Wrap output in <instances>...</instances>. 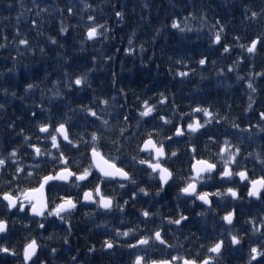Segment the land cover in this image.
<instances>
[{
	"label": "trees",
	"instance_id": "1",
	"mask_svg": "<svg viewBox=\"0 0 264 264\" xmlns=\"http://www.w3.org/2000/svg\"><path fill=\"white\" fill-rule=\"evenodd\" d=\"M84 3L92 7L85 9ZM69 7L73 8L72 14L67 11ZM116 11L123 13L122 19L115 16ZM252 11L258 13L254 19L250 18ZM88 15H93L97 24H104L109 29L92 42L86 38V28L92 25ZM185 17L189 18L191 31L181 32L171 27L173 20H179L183 26ZM62 26L67 28L66 33H61ZM221 26L224 27L221 43L230 47L228 53L212 43L214 32ZM257 36H264V0H0V44L4 45L0 51L5 56L0 58V103L4 104L0 109V154L7 155L14 147L23 145L21 166L33 163V149L27 147L24 136H30L31 143L42 148L45 144L50 146V140H45L46 134L38 132V123L51 119L55 124L69 119L74 140L81 134L89 140V133L98 131L102 135L101 151L119 157L138 182L121 189L114 181L103 188L105 194L116 197L120 205L125 200L129 203L123 211L114 203L113 209L106 214L107 220L101 224L97 223L99 214L93 206L78 205L68 217V223L49 218L44 230L37 228L35 220L31 221L30 228H25L29 218L23 214L10 216L9 231L0 237V243L6 242L8 247H14L17 255L0 253V264H22V245L26 238L33 236L42 245L37 264H73V256L77 257V264H129L131 254L126 247H115V252L103 250L104 240L113 238L114 230L122 226L126 229L139 226L138 231L162 226L165 238L176 246L167 250L164 256L169 253L185 255L189 250L193 255L199 252L203 256L206 253L200 244L207 245L219 235L225 227L221 217L232 208L236 210L233 231L239 232L243 243L235 247L226 243L220 264H246L250 247L260 243L258 237L252 235L247 221L264 215V200H249L247 188L239 185L238 201L225 197L217 203V197H212V209L207 210L198 202L193 205L189 198L178 192L180 177L189 174L193 162L190 152L193 145L198 153L196 158L218 159L215 154L219 143L213 144L210 136L218 142L227 137L233 144H238L241 154L236 167H246L250 175L257 177L261 174L262 166L256 161L255 153L264 154V132L256 127H252L251 132H240L231 127L233 121L239 123L241 129L258 123L264 126L259 119V113L264 111V76L255 75L264 72V45L258 44L254 54L246 51ZM50 38L56 43L53 44ZM129 38L132 39L131 45ZM20 39H26L28 44L21 45ZM241 44L245 47L241 48ZM126 49L133 51L126 52ZM204 57H207V63L200 66L198 61ZM229 66L234 70L229 72ZM179 72L189 74L181 77ZM81 73H87L90 86L85 85L79 91L73 86L69 91L66 87L69 78L74 80ZM250 79L257 88L255 93L247 88ZM28 83L37 87L25 92ZM4 89H7V95ZM57 90L60 97L50 99ZM12 92L16 93L15 97ZM113 96L115 101L111 99ZM249 96L254 101L251 111L247 110ZM163 97H167V103L160 104ZM100 99L109 100L104 111ZM144 100L156 105L157 111L152 117H139ZM41 104L43 111L35 107ZM82 105L93 107L110 121V126L105 129L99 121L91 123L94 118L81 111ZM196 106L210 107L214 113L228 119L192 136H173L174 125L181 123L179 115ZM33 111L38 114L36 119L32 117ZM174 112L177 118L173 124L161 128L163 122L158 117L173 118ZM125 115L128 116L129 129L121 137L119 131L125 124ZM196 116L203 122L202 114ZM138 120L139 129L136 127ZM186 123L187 117L185 126ZM154 128L160 131L159 140L173 136L172 141H166L169 156L165 166L176 174V179L159 195H156L158 180L144 171L145 166L131 160L137 155V144L144 133ZM63 150L72 161L84 160L83 145L79 152L70 146ZM172 151L177 152L176 157H171ZM249 153L253 156H248ZM52 167L45 164L44 173ZM13 169L14 166L9 167L0 174V189L12 178ZM94 183L84 186L90 188ZM208 183L203 190L214 192L217 187L224 190L234 186L219 184L217 180ZM139 187H144L149 195L140 193ZM81 190L64 186L54 188L53 192L75 196L77 192L81 194ZM133 192H137L135 201L131 199ZM142 210L155 213L147 224L141 216ZM205 210L206 216L198 215ZM181 212L189 217L181 226L158 221H167L166 217L178 218ZM4 213L5 209L0 205V214ZM69 224L71 234L68 233ZM169 227H173L172 233L167 231ZM65 236L67 244L64 243ZM93 246L95 251L90 252ZM51 248L57 249L55 255Z\"/></svg>",
	"mask_w": 264,
	"mask_h": 264
},
{
	"label": "snow or ice",
	"instance_id": "2",
	"mask_svg": "<svg viewBox=\"0 0 264 264\" xmlns=\"http://www.w3.org/2000/svg\"><path fill=\"white\" fill-rule=\"evenodd\" d=\"M83 2V0H82ZM92 6L88 3H84L85 9H90ZM47 11V9H41ZM69 14L73 13V8L67 9ZM39 14V13H37ZM115 16L123 18V13L120 11L115 12ZM258 13L251 12L250 18H256ZM88 21H92V25L86 28V38L88 40H95L97 37L104 36L105 32L109 31L104 24H97L93 15H88ZM188 17L184 19V25L181 26L179 20H173L171 27L178 29L181 32L191 31L188 26ZM219 24V21L216 22ZM215 27V26H213ZM103 30V31H102ZM61 33H66L67 28L61 27ZM224 31V27L221 26L218 31H215L212 38V43L220 45L223 48L224 53L230 51V47L226 44H222L221 33ZM107 37L105 36V39ZM7 39V37H5ZM51 39V38H50ZM239 40V37H235ZM53 44L56 43L55 39H51ZM21 45H27L26 39H20ZM129 45L132 44V39L129 38ZM264 45V36H257L252 39L250 44L246 47V51L249 54H254L257 50V45ZM244 48L245 45H239ZM0 47L4 45L0 44ZM143 50V49H142ZM126 52L133 51L132 49H126ZM111 59V57H109ZM95 60V57L93 58ZM242 63V60L239 61ZM181 63V61H177ZM207 63V57L201 58L198 61L200 66H204ZM215 63V61H213ZM229 72L233 71V67L229 66L227 69ZM11 71V70H10ZM223 72V69L220 70ZM188 72H179L181 77L187 76ZM67 75V73H66ZM251 75V74H250ZM256 76H264V72L256 73ZM238 79H244V77H238ZM88 85L87 73H81L75 77L74 80L69 78V82L66 87L69 91L76 86L79 91L82 87ZM37 87L33 83H28L25 88V92H28ZM247 88L251 92L255 93L257 88L252 83L251 79L247 83ZM122 91V90H121ZM5 95L8 94L7 89H4ZM13 97L16 96L15 92H12ZM59 90L53 93L50 99L60 97ZM163 96V94H161ZM22 99V97H21ZM98 99V98H97ZM115 101L116 97H111ZM248 111L252 110L253 99L249 96ZM100 104L104 105L106 110L109 106L108 99H100ZM160 104L167 103V97H163ZM41 111L44 110L43 105H36ZM4 108V104L0 103V109ZM141 109L139 110V117H152L157 111L156 105H151L148 100L142 101ZM81 111L85 113L87 117L94 118L91 123L99 121L101 126L107 129L110 126V121L104 119L97 113L91 106H81ZM196 114H202L203 122L196 116ZM37 112H32V117L37 118ZM185 117H187V123L185 126ZM159 120L163 122L160 126L173 124V120L176 119V113H173V118H167L164 115H160ZM181 123L174 125L175 137H183L186 134L192 136L199 133L202 129H207L212 124L220 125L222 121H227L226 116H220L218 112L214 113L210 107L196 106L188 113H181L179 115ZM259 119L264 122V111L259 113ZM124 126L120 128L119 134L124 137L125 132L128 131V116H124ZM38 132L46 134L45 140H50V146L47 144L44 147L37 146L31 143L30 136H24V142L28 148L33 149L31 153L33 163L27 166H21L19 160L21 157V147H14L7 155L0 154V174L5 169L14 166L13 171L10 173L11 179L6 182L3 189H0V205H3L5 209L4 214H0V235H6L9 231V217L12 215H20L29 218V223L25 224V228L31 227V221L35 220L37 228L44 230L46 225L50 222L49 218H55L63 223H68V217L71 213L77 209L78 205L82 203L95 204L98 209L105 211H111L114 203L121 211L123 207L129 203L128 200L124 201L123 205H120L116 201V197L105 194L103 188L112 182L119 184L121 189H124L127 184L137 185V181L134 176L125 169L124 162L119 157H113L111 154H105L101 151L102 135L98 134V131H92L89 133L90 139L85 140L83 134L77 139L72 138L71 127L69 119H62L61 121L52 123L51 119L47 122L38 123ZM137 129L141 127L140 121H137ZM231 127L240 132H251L252 127H256L260 132H264V126L258 123L255 126H249L247 129H241L239 123L235 121L231 122ZM160 134L159 129L146 131L143 138L137 144V155L132 156L131 160L139 166H145L144 171L148 175L157 179L159 182V190L156 195L163 191L165 186H170V182L176 179V174L166 165L169 153L166 150V141H172L173 136H167L166 140H159L157 136ZM132 135H136L133 133ZM62 138V139H61ZM251 138V137H249ZM39 139V138H38ZM209 140L213 144L219 143L218 151L216 152L217 160L213 161L205 158H196L198 153L196 147L193 145L190 149L192 162L190 164L189 174L187 176H181V186L179 192L186 198H189L193 205L197 201L201 205H206L207 210L212 209L213 200L212 197H217V203L224 200L225 197H230L233 201L240 199L239 185H243L247 188V197L249 200L255 199L256 201L264 200V154L255 153L256 161L262 166L261 174L257 177L254 174L250 175L249 170L244 168H237L238 157L241 154V147L238 144H233L232 141L225 137L222 142H218L216 138L209 137ZM116 143L115 140L112 141ZM84 148V160L72 161L69 156L64 152L65 147H71L76 151H81V146ZM55 150V151H53ZM139 153H146V157L141 158ZM171 157H176L177 152L172 151ZM248 156H253V153H249ZM247 159V157H245ZM86 161V163H85ZM51 164L53 167L47 173H44V165ZM218 164L220 167L218 168ZM150 170V172H149ZM253 169V173H254ZM43 173V174H42ZM217 180L219 184H231L234 186H228L224 190L220 187L216 188V191L203 190L209 186V181ZM32 181H35L32 183ZM90 188H87L82 192V196L79 192L75 196L69 194H61L59 192H53L54 188L69 186L76 189H81L85 184H93ZM23 184V186H22ZM139 192L144 196H148L149 192L144 187H139ZM137 192H133L131 199L136 200ZM207 210L198 213L199 216L204 217L207 215ZM155 215L149 210H142L141 216L144 218V223L150 222V218ZM236 217V210L232 208L225 212L221 217L224 222V229L219 233L217 237H214L210 242L205 245L200 244V247L204 249L205 255L201 256L199 252L195 255L191 254L190 250L185 255L171 254L154 258L150 255L151 251H156L160 246H164L168 249L176 247L168 242L165 238L166 234L162 226H155L152 229L145 228L138 231L137 228H127L121 231L116 228L115 236L111 239H106L103 242V248L114 249L115 247H126L131 251V258L129 264H220V258L222 257L223 250L227 243L228 246L235 247L242 245L243 237L238 231H233L235 228L234 220ZM38 218V219H37ZM169 225L175 224L181 226L184 222L189 220L187 215L182 212L178 218L166 217ZM247 223L250 225V231L252 235H256L260 243L255 246H251L248 252V259L246 264H264V215L257 218H250ZM68 233L71 234V225L69 224ZM128 238L123 241H118L117 238ZM51 239V236H49ZM64 243H68L67 236L64 237ZM42 245L38 242L36 237L26 238V242L22 245V264H37L39 261V251ZM179 247L183 248V245ZM139 249L140 251H136ZM89 251H95L94 246ZM56 248H51V253L55 255ZM0 253L17 255L14 247L10 248L7 243H0ZM73 264H77V257H72Z\"/></svg>",
	"mask_w": 264,
	"mask_h": 264
},
{
	"label": "bare ground",
	"instance_id": "3",
	"mask_svg": "<svg viewBox=\"0 0 264 264\" xmlns=\"http://www.w3.org/2000/svg\"><path fill=\"white\" fill-rule=\"evenodd\" d=\"M101 37V36H100ZM100 37H97L95 40H97V39H99ZM87 41H89V42H92V41H94V40H88L87 39ZM99 41V40H98ZM216 45V44H215ZM0 58L1 59H3V58H5V56L4 55H1V51H0ZM3 64V63H2ZM12 71V73H14V70H11ZM178 138H180V137H178ZM62 139V138H61ZM143 155H146V153H139V156L142 158V157H144ZM194 162V161H193ZM146 167V166H145ZM159 183V182H158ZM87 188H89V187H87V186H84L83 188H82V190H81V196H82V192L84 191V190H86ZM166 188V187H165ZM178 193H180V192H178ZM177 193V194H178ZM183 197H185L182 193H180ZM198 202V201H197ZM198 204L199 205H201L199 202H198ZM81 206H83V207H85V208H88V207H91V206H93L95 209H96V212L99 214V219L97 220V223L98 224H101L102 222H104L105 220H107V213L108 212H110V211H105V210H103V209H98L97 208V206L95 205V204H89V203H82V204H80ZM200 207H202V208H206L207 209V207H204V206H200ZM75 211V210H74ZM154 211H152V213H153ZM158 220V219H157ZM156 221V220H155ZM160 223H164V222H167V221H165L164 219H159L158 220ZM223 224H224V222H223ZM98 226H100V225H98ZM225 226V225H224ZM126 228L125 227H121L120 228V230L121 231H124ZM1 236H4V235H0V237ZM107 236H108V238H109V234H107ZM125 239H127V238H124V237H121L120 238V240L121 241H123V240H125ZM103 250L104 251H106V252H115V249H111V250H109V249H106V248H103ZM230 255H231V253H229ZM21 260H22V258H21Z\"/></svg>",
	"mask_w": 264,
	"mask_h": 264
},
{
	"label": "flooded vegetation",
	"instance_id": "4",
	"mask_svg": "<svg viewBox=\"0 0 264 264\" xmlns=\"http://www.w3.org/2000/svg\"><path fill=\"white\" fill-rule=\"evenodd\" d=\"M177 226V225H175ZM167 231L172 233L173 232V227H169V229L167 228ZM176 233V232H175ZM169 250L168 248L164 247V246H160V248L156 251H151L150 252V255L154 258H159V257H162L165 255L166 251ZM131 251L130 250V254H131ZM136 251H140L139 249H137Z\"/></svg>",
	"mask_w": 264,
	"mask_h": 264
},
{
	"label": "water",
	"instance_id": "5",
	"mask_svg": "<svg viewBox=\"0 0 264 264\" xmlns=\"http://www.w3.org/2000/svg\"><path fill=\"white\" fill-rule=\"evenodd\" d=\"M146 166V165H145ZM166 187V186H165ZM199 202V201H198ZM200 203V202H199ZM201 204V203H200ZM202 206H204V207H207L206 205H202ZM38 219V218H37Z\"/></svg>",
	"mask_w": 264,
	"mask_h": 264
}]
</instances>
